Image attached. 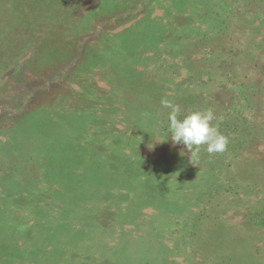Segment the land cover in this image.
<instances>
[{"label":"rangeland","instance_id":"rangeland-1","mask_svg":"<svg viewBox=\"0 0 264 264\" xmlns=\"http://www.w3.org/2000/svg\"><path fill=\"white\" fill-rule=\"evenodd\" d=\"M0 264H264V0H0Z\"/></svg>","mask_w":264,"mask_h":264},{"label":"clouds","instance_id":"clouds-1","mask_svg":"<svg viewBox=\"0 0 264 264\" xmlns=\"http://www.w3.org/2000/svg\"><path fill=\"white\" fill-rule=\"evenodd\" d=\"M161 105L170 110L168 135H171L174 144H184L194 155L200 152L201 146H206V151L210 155L227 150L228 137L212 123L216 117L211 109L193 111L181 119L182 110L178 104L162 99Z\"/></svg>","mask_w":264,"mask_h":264},{"label":"trees","instance_id":"trees-1","mask_svg":"<svg viewBox=\"0 0 264 264\" xmlns=\"http://www.w3.org/2000/svg\"><path fill=\"white\" fill-rule=\"evenodd\" d=\"M135 170H137V169H135ZM138 171V170H137Z\"/></svg>","mask_w":264,"mask_h":264}]
</instances>
